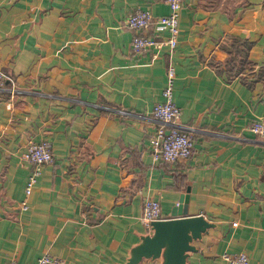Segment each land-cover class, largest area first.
I'll return each mask as SVG.
<instances>
[{
  "label": "crops",
  "instance_id": "crops-1",
  "mask_svg": "<svg viewBox=\"0 0 264 264\" xmlns=\"http://www.w3.org/2000/svg\"><path fill=\"white\" fill-rule=\"evenodd\" d=\"M136 8L169 12L166 0H0V264L47 252L125 263L152 232L144 200L172 217L184 195L188 215L213 223L186 264L241 251L264 264V139L250 129L264 118V0H184L177 46L152 27L159 45L142 52L126 22ZM171 66L193 154L155 161L152 109ZM42 140L54 160L27 196L22 155Z\"/></svg>",
  "mask_w": 264,
  "mask_h": 264
},
{
  "label": "built area",
  "instance_id": "built-area-1",
  "mask_svg": "<svg viewBox=\"0 0 264 264\" xmlns=\"http://www.w3.org/2000/svg\"><path fill=\"white\" fill-rule=\"evenodd\" d=\"M169 5V12L165 15H154L150 9L136 8L126 18L127 25L135 30L132 39V49L142 52L153 46L159 45L153 36L145 33L154 27L157 31H167L166 43L171 49L178 44L180 32V13L184 0H166ZM0 73V80H3ZM175 69L169 67L166 73V82L162 94L164 100L154 105L152 116L157 123L150 141V152L155 161L175 162L180 159H187L193 154V138L186 132L178 122L181 116V108L173 100V86ZM253 133L264 139V118L253 121L250 125ZM23 158L34 164L28 176L25 193L29 196L32 193L38 177L42 173L41 164L54 160L52 144L48 140L33 142L23 152ZM22 208H27V201L24 200ZM142 218L151 224V221L167 218L162 214L159 200L146 198L143 204ZM223 257L226 264H250V256L246 252H225ZM8 264H22L16 259H11ZM34 264H62V260L51 253H44Z\"/></svg>",
  "mask_w": 264,
  "mask_h": 264
},
{
  "label": "water",
  "instance_id": "water-1",
  "mask_svg": "<svg viewBox=\"0 0 264 264\" xmlns=\"http://www.w3.org/2000/svg\"><path fill=\"white\" fill-rule=\"evenodd\" d=\"M187 202L188 195L182 196L172 217L151 221L152 232L141 236L122 264H138L144 258H162V264H186L189 252L197 249L194 241L213 225L203 215H188Z\"/></svg>",
  "mask_w": 264,
  "mask_h": 264
}]
</instances>
